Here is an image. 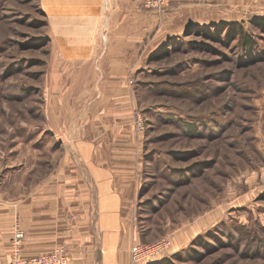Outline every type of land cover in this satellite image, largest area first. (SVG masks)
I'll return each instance as SVG.
<instances>
[{
	"label": "rangeland",
	"instance_id": "1",
	"mask_svg": "<svg viewBox=\"0 0 264 264\" xmlns=\"http://www.w3.org/2000/svg\"><path fill=\"white\" fill-rule=\"evenodd\" d=\"M116 2L0 0V195L47 173L56 133L119 132L140 150L139 242L170 239L157 259L264 264V14L180 30L116 77L101 58Z\"/></svg>",
	"mask_w": 264,
	"mask_h": 264
},
{
	"label": "crops",
	"instance_id": "2",
	"mask_svg": "<svg viewBox=\"0 0 264 264\" xmlns=\"http://www.w3.org/2000/svg\"><path fill=\"white\" fill-rule=\"evenodd\" d=\"M237 1L243 0H171L158 14L142 9L141 0H117L107 33H101L105 75L108 71L107 76H128L134 62L180 30L244 19L251 12L264 14L263 6L236 9ZM92 135L67 138L56 133L55 142H62L64 149L53 157L47 173L35 181L20 180L18 194L0 195V264H8L15 251L17 229L23 233L20 257L62 246L68 264H133L129 248L145 238L135 210L140 150L133 136ZM192 232L175 235L173 250Z\"/></svg>",
	"mask_w": 264,
	"mask_h": 264
},
{
	"label": "built area",
	"instance_id": "3",
	"mask_svg": "<svg viewBox=\"0 0 264 264\" xmlns=\"http://www.w3.org/2000/svg\"><path fill=\"white\" fill-rule=\"evenodd\" d=\"M170 5V0H141L140 6L147 11H153L158 14L165 12ZM137 117V116H136ZM137 121L140 118L137 117ZM140 124V122H138ZM22 231L17 229L14 235L15 251L8 264H68L69 255L62 246L56 247L49 252L40 253L30 257H20L17 253L19 241L22 237ZM170 239L162 237L157 242L141 243L134 242L129 248V259L133 264H148L153 262L159 256H164V251L168 248Z\"/></svg>",
	"mask_w": 264,
	"mask_h": 264
},
{
	"label": "trees",
	"instance_id": "4",
	"mask_svg": "<svg viewBox=\"0 0 264 264\" xmlns=\"http://www.w3.org/2000/svg\"><path fill=\"white\" fill-rule=\"evenodd\" d=\"M170 2H171V0H170ZM256 18H258L259 27L262 30H264V16H259V17H256ZM238 29H239L238 30L239 32L244 33L242 26H240ZM149 264H175V263L173 261H171V260L162 259V260H158V261H153V262H151Z\"/></svg>",
	"mask_w": 264,
	"mask_h": 264
}]
</instances>
